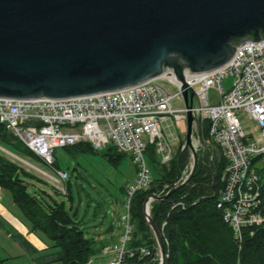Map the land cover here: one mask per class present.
<instances>
[{
	"label": "water",
	"instance_id": "water-1",
	"mask_svg": "<svg viewBox=\"0 0 264 264\" xmlns=\"http://www.w3.org/2000/svg\"><path fill=\"white\" fill-rule=\"evenodd\" d=\"M246 39H264V0H0V98L71 99L158 77L179 81L188 108L182 151H190L192 164L183 180L178 174L167 192L144 202L158 264H166L151 202L190 182L199 147L209 151L215 184L217 150L203 136L200 98L186 75L225 65Z\"/></svg>",
	"mask_w": 264,
	"mask_h": 264
},
{
	"label": "built area",
	"instance_id": "built-area-1",
	"mask_svg": "<svg viewBox=\"0 0 264 264\" xmlns=\"http://www.w3.org/2000/svg\"><path fill=\"white\" fill-rule=\"evenodd\" d=\"M232 79L229 88L225 80ZM186 80L200 98L203 122L208 125L212 144L225 160L221 174L218 206L232 226L235 237L242 240L244 228L260 225V196L264 186V39L241 42L235 56L225 65L186 75ZM179 81L158 77L146 84L126 90L89 97L57 100H21L0 98V125L21 140L39 159L55 164L57 148L90 142L101 149L108 144L129 153L139 165L134 183L128 186L121 212L122 231L115 243L104 248L110 255L107 264H127L126 256L140 252L150 255L146 246L129 247L134 232L131 204L134 194L148 189L152 171L146 159L148 144H154L164 163L173 158L162 122L172 119L187 122V110ZM215 87L218 97L211 100L209 89ZM178 98L182 106H174ZM256 123L255 130H245L241 114ZM197 146L198 140L195 139ZM16 155V154H15ZM32 167L53 177L63 187L70 177L67 171L54 167L56 176L17 156ZM192 156L180 175L189 173ZM168 187L165 185L160 193ZM0 186V197H1Z\"/></svg>",
	"mask_w": 264,
	"mask_h": 264
},
{
	"label": "trees",
	"instance_id": "trees-1",
	"mask_svg": "<svg viewBox=\"0 0 264 264\" xmlns=\"http://www.w3.org/2000/svg\"><path fill=\"white\" fill-rule=\"evenodd\" d=\"M203 136L212 143L206 121L203 122ZM0 138L20 147L17 139L3 125H0ZM22 144L28 148L23 142ZM182 145L167 164L162 162L154 144L147 146L146 154L150 159L153 182L148 189L137 191L132 198L134 232L129 247L146 246L151 249V254L143 255L139 251L132 256L127 254V264L159 263L160 251L146 222L144 202L149 194L160 193L165 185L168 187L164 193L170 189L177 175L180 176L188 165L191 153L188 149L182 151ZM65 148L73 155L101 151L113 166H119L127 154L120 152L112 144L97 149L87 141ZM216 150L212 163L214 188L211 187L213 173L209 151L199 148V163L190 182L177 189L169 198L151 202V216L162 229L165 238L168 252L166 264H264V221L260 225L244 228L242 240L239 241L232 226L224 219L222 208L217 204L223 185L221 174L225 160L219 148L216 147ZM138 171L139 165L136 167V174ZM22 172L27 173L17 162L0 154V186L10 191L30 230L45 237L53 247L61 249L62 264H90L93 257L104 253L107 245L117 241L113 234L111 237L98 238L96 233H88L77 217L78 210L71 213L65 201L60 202L54 198L50 200L42 192L30 191ZM130 184L126 182L120 187L125 197ZM66 188V193L71 196L69 179ZM124 202L125 198L119 209L123 208ZM259 210L264 216V186ZM114 227L112 223L108 230H114ZM5 261V258L0 257V264H6Z\"/></svg>",
	"mask_w": 264,
	"mask_h": 264
},
{
	"label": "rangeland",
	"instance_id": "rangeland-1",
	"mask_svg": "<svg viewBox=\"0 0 264 264\" xmlns=\"http://www.w3.org/2000/svg\"><path fill=\"white\" fill-rule=\"evenodd\" d=\"M231 83L232 79L227 78L225 80V87L229 88ZM209 97L211 100L218 97V90L215 87L209 89ZM172 103L174 106H182V102L178 98L173 99ZM240 120L243 122L245 130L256 129L255 121L248 118L245 113L240 115ZM186 125V122L174 121L172 119L162 122L163 133L170 143L169 146L172 148L173 155L177 153L178 148L183 144L187 131ZM17 142V145L20 147L0 138V154L17 162L27 172H22L21 175L25 178L30 191L42 192L50 200L54 198L60 202L65 201L66 207L71 213L78 210L77 217L81 221L82 226L86 227L85 229L88 233H96L95 236L98 238L111 237L113 234L118 240L122 231V208H119L125 198L120 187L126 182L134 183L137 177L136 167L138 164L131 154L127 153L119 166H113L107 161L101 151L73 155L67 148L61 147L56 149L55 156L57 157V161L51 165L36 157L28 148H25L21 140L17 139ZM17 156L26 159L31 164L49 172L53 176L57 175L54 167L67 171L70 174L69 193L71 196L60 188L62 184L54 182L55 179L53 177L32 167ZM146 158L151 168L148 153L146 154ZM66 184L63 187L67 191ZM0 201L8 207L11 213L23 217L20 207L13 201L9 190L1 189ZM0 210L15 224L23 228L17 218L1 204ZM6 220L4 216L0 215V246L4 247L0 251L5 255L8 251H12L13 253L20 251L15 241L4 230H10L9 221ZM112 223H114L115 227L114 230L110 231L108 229ZM3 249H5V252H3ZM50 252L55 255L62 253L59 247H52ZM0 257L4 258L1 254ZM105 260L106 257H103L102 254L93 257L92 264H104ZM8 261L7 264H10Z\"/></svg>",
	"mask_w": 264,
	"mask_h": 264
},
{
	"label": "crops",
	"instance_id": "crops-1",
	"mask_svg": "<svg viewBox=\"0 0 264 264\" xmlns=\"http://www.w3.org/2000/svg\"><path fill=\"white\" fill-rule=\"evenodd\" d=\"M0 204L11 213L4 203L0 201ZM11 214L17 218V220L22 224L23 228L15 224L5 213L0 210V215L4 216L7 219L6 221H9L8 223L10 225V230H4L7 231V235H9L10 238L15 241L16 245L20 249V251L17 253L8 251L6 255L2 254L0 251V254L6 258V264L7 260H9L8 262L10 264H62L60 260L62 253H57V255H55L54 253L50 252L53 246L50 244L49 240L36 234L35 232H32L30 228L24 223L23 217L18 214ZM111 243H113V241ZM2 248L4 247L0 246V250H2ZM3 252H5V249H3ZM104 256L106 257L104 264H107L110 255L103 253V257ZM90 264H92V260Z\"/></svg>",
	"mask_w": 264,
	"mask_h": 264
},
{
	"label": "bare ground",
	"instance_id": "bare-ground-1",
	"mask_svg": "<svg viewBox=\"0 0 264 264\" xmlns=\"http://www.w3.org/2000/svg\"><path fill=\"white\" fill-rule=\"evenodd\" d=\"M176 80V79H175ZM199 150V149H198ZM219 155V154H218ZM225 164V163H224ZM224 171V170H223ZM152 178H153V175H152ZM160 251V250H159Z\"/></svg>",
	"mask_w": 264,
	"mask_h": 264
}]
</instances>
